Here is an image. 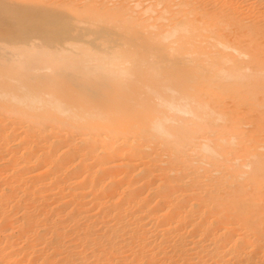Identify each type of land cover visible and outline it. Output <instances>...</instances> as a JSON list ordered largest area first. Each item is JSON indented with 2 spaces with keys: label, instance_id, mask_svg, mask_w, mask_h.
Listing matches in <instances>:
<instances>
[{
  "label": "bare ground",
  "instance_id": "bare-ground-1",
  "mask_svg": "<svg viewBox=\"0 0 264 264\" xmlns=\"http://www.w3.org/2000/svg\"><path fill=\"white\" fill-rule=\"evenodd\" d=\"M1 15L0 264H264V0Z\"/></svg>",
  "mask_w": 264,
  "mask_h": 264
},
{
  "label": "rangeland",
  "instance_id": "rangeland-1",
  "mask_svg": "<svg viewBox=\"0 0 264 264\" xmlns=\"http://www.w3.org/2000/svg\"><path fill=\"white\" fill-rule=\"evenodd\" d=\"M1 16H2V15H1ZM1 16H0V18L3 19V20H5V22H6V21H7V20H6V17L4 18V16H2V17H1ZM1 19H0V22L2 21V22L4 23V21L1 20ZM8 22H9V21H7V23H8ZM3 23H2V24H3ZM2 24L0 23V27H1V28H2V26H1ZM8 24H10V26L8 25V27H6L7 24L5 23V24H4V27H6V29H7V28L11 29V25H12V23L9 22ZM4 27H3V28H4ZM12 29H13V25H12ZM6 34H7V33H6ZM7 35H8V36H11L12 34H7ZM7 35H5V36L7 37ZM5 36H4V37L2 36V37H0V38L6 39ZM0 44H2V42H0Z\"/></svg>",
  "mask_w": 264,
  "mask_h": 264
}]
</instances>
